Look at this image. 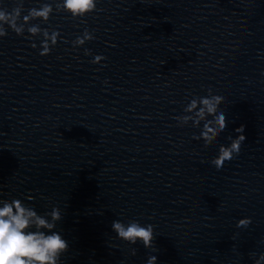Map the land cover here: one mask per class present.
Wrapping results in <instances>:
<instances>
[{
  "label": "water",
  "instance_id": "95a60500",
  "mask_svg": "<svg viewBox=\"0 0 264 264\" xmlns=\"http://www.w3.org/2000/svg\"><path fill=\"white\" fill-rule=\"evenodd\" d=\"M63 2L0 0L23 26L0 36V207L53 224L25 231L66 240L57 264H264V0H97L84 17ZM115 221L153 225L151 247Z\"/></svg>",
  "mask_w": 264,
  "mask_h": 264
},
{
  "label": "clouds",
  "instance_id": "9594fccd",
  "mask_svg": "<svg viewBox=\"0 0 264 264\" xmlns=\"http://www.w3.org/2000/svg\"><path fill=\"white\" fill-rule=\"evenodd\" d=\"M97 0H64L63 7L73 17H84L87 13L96 11ZM51 8L46 6L37 11L35 8L29 10V15L23 17L26 21L29 17H42L48 19V14ZM21 18L20 7H15L11 12L0 9V36L7 35L5 25H7L16 34L23 31V26L18 23ZM39 31L37 27L29 28V32L36 33ZM58 32L53 33L51 42L56 44V37ZM85 39H93L90 35L84 37H77L76 43L83 44ZM50 47L45 42L43 51L40 55H48ZM86 54H89L86 50ZM104 59L102 56L97 55L93 63H98ZM223 102V97L219 95L212 96L211 98L204 97L200 100L203 107L199 110L197 115L203 118L205 111L211 116L217 114V107ZM196 101L193 100L188 108L189 111L196 108ZM187 119V117L185 118ZM199 121H197L198 123ZM216 123L220 131L226 128V117L222 112L216 116ZM206 131L202 133L206 142H210L216 135L215 131L205 125ZM241 133L235 140L231 142L230 147L220 148L217 158L213 160L214 166L219 170L223 167L226 161L233 159L234 154H239L242 142L246 137L242 134L244 127L241 126L236 129ZM211 133V135H209ZM52 219L59 220L61 218L58 209H54L51 213ZM35 224L36 228H53L54 225L47 223L43 218L37 216L35 210L22 206L20 200H13L11 203H4L0 207V264H57V260L61 254L68 250V243L58 233L45 235L39 231L26 232L30 224ZM251 223L250 218L240 220L239 226H246ZM112 228L118 237L124 241L135 244L138 240L142 241L146 247H151L154 238L153 225L141 226L138 222H131L127 226L119 221L112 224ZM155 256H152L148 264H154Z\"/></svg>",
  "mask_w": 264,
  "mask_h": 264
}]
</instances>
